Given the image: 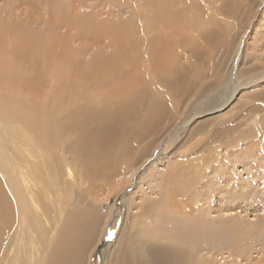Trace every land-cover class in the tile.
I'll return each mask as SVG.
<instances>
[{"label": "bare ground", "instance_id": "1", "mask_svg": "<svg viewBox=\"0 0 264 264\" xmlns=\"http://www.w3.org/2000/svg\"><path fill=\"white\" fill-rule=\"evenodd\" d=\"M1 1H3V5L0 7V173H2L4 178L3 182L0 181V264H80V256L84 254H82L84 249L87 247L91 250L95 249L99 244L100 237L103 235L106 244L103 245L101 264H107L111 257L116 260L121 254V249H123L118 244V240L120 239L116 241L111 240L110 236L112 231L117 229V227H120V229L124 226L127 227L131 217L122 214L118 207L114 205L104 206L106 208V214L103 215V217L101 216L103 212L100 213L101 218L103 217L101 223L99 212L98 210L96 211V208H94V210L92 209V212L91 209H89V212H84L74 207H77V204L75 205V198L73 197L71 189L72 185L76 183L79 178V174L77 173L80 169L77 171L75 168L76 165H80L79 160L76 162L78 155H67L64 153L65 151L61 149L56 150L55 146L52 145L53 142L49 140V138H51L49 134H51V132H59L61 134L64 132L67 139L69 138L70 141L75 137L76 141L81 139L87 142L86 144L90 142L89 136L94 135L95 138L93 139L99 141L97 144H100L101 147L111 152L109 145L110 141L116 138V136L111 135L116 131L115 127L118 124L117 121H121L124 116H128L129 104L126 103L131 104L136 100V93H142L145 90L149 92L150 88H153L156 94H159L155 96V98L158 99L160 97L159 77H167L173 81L177 95H184V106L188 107V105L193 103V108L183 118L177 114V110H173L179 122L177 124L175 123L176 125L164 134L155 146L150 160L163 157L169 145L178 141L179 136L188 133V127L195 120L202 119L207 115H213V113L223 110L227 104H231L229 102H231L241 90H252V88L258 86L259 89L262 90L261 92L264 93V0H113L117 3H125L131 7V30L129 32L126 29L129 34L128 38L125 40L123 39L118 42V44L116 43V45L109 43L104 47H108L111 50L113 49L112 53L108 54L102 52L101 49L98 48V51H96L93 56L89 54L90 58L88 57V60H86V56L83 57L82 55V57H80V54L77 59L75 58L69 61L68 64L65 65L64 71L60 74L59 79L61 87L63 88L62 91L61 88L57 91L63 92L61 94L62 99L57 100L56 104H54L53 100H51L52 103L48 100H44V102L49 104L48 108H43V105L34 102L30 99L31 96H25L26 94L23 96L21 90L17 89L16 91V88H20L22 85L38 86L40 88L52 85L48 82V76L45 79L41 78L44 77L43 74L45 73L41 72L40 66H38V68L32 63L33 58H35L33 57L34 49H32V46L34 43H39V39H44L49 41V44H52L50 41L51 35H57V33L61 34L59 30L56 29L57 26L60 23H63L65 26V23H67L65 20L67 19L73 23L74 21L79 22L82 19L78 15L80 13L71 14L65 12L62 17H66L60 20L59 23L57 21L59 19H55L59 12L56 14L55 9L53 15L51 14L55 16L52 18L50 15V21L46 19V15H49L47 9H51L52 6H49L50 8L47 9L45 8L49 3L48 1L51 0H38L42 2L41 7L43 6L38 13H34L33 8V10L31 8L24 9V0H15L14 2H10L9 5L5 0ZM105 2L107 3L108 1ZM82 8L83 7H80V9ZM41 23L46 24L44 29L39 28ZM56 24L58 25L56 26ZM71 27H69V29ZM74 31H78V29ZM123 35L124 34H122V36ZM87 38L89 39V37ZM104 44L105 43H103V45ZM31 50L32 56L30 54ZM50 56L51 55H48V57ZM28 59L31 60L30 62L32 63L30 66H27L24 61ZM181 59L185 60L184 63ZM191 84H193L192 87L190 86ZM54 85H57V83ZM13 89H15V92L20 93V97L13 95ZM126 89H129L130 93L127 97L125 96L126 100L122 98L124 99L123 101L120 99V92ZM47 90H49V87ZM50 96L54 97L53 95ZM148 98L149 95L146 94L144 99L147 100ZM122 101L125 103L121 104ZM10 102H14L16 106L12 107L9 104ZM22 106H25L27 111H22L20 113L18 107ZM160 108L163 110L161 106ZM164 108L167 109V106H164ZM40 109H42V111H40ZM123 109L127 110L126 115ZM30 113H33L31 115L32 118L28 116ZM150 113L149 115L151 116L152 114ZM111 118L114 119V123H110L109 120ZM130 118H132V116ZM106 120L109 121V123H104ZM153 122L155 121L153 120ZM203 124L204 122L202 121L198 122L197 128H200ZM119 128L120 126H118L117 131L120 130ZM123 131L126 130L124 129ZM158 131L161 130L159 129ZM5 133L8 134L5 135ZM15 133L17 135H15ZM257 134L258 131L255 133L242 134L243 136L238 137L236 142H248L244 150H242L243 152L241 149L239 150L241 151L240 153H248L249 151L253 154L258 151L257 155L263 163L264 138L263 136H256ZM121 135L122 134H120V136ZM14 137H16L15 140H13ZM21 137L24 139L20 140ZM93 139L92 141H94ZM221 142L223 141L220 139V132L215 131L214 134L211 133L205 138L197 139L194 145L197 146L199 143V145L204 148L207 146L215 147L220 146L219 144ZM71 143L75 146L74 141H71ZM91 144L92 143L88 144L89 147ZM24 145H30L31 149H29L32 151V160L28 159L27 155L22 152L21 148H23ZM76 145L79 148L82 147V145L77 142ZM221 145L227 146L228 144L223 142ZM83 146L87 148L85 144ZM205 150L206 149H204V151ZM97 153L99 157L96 159L90 157L91 155L89 154H87L86 159L84 158L87 161L86 163H90L89 168L85 170L84 179L90 181L98 177L105 182L108 176L103 173V171H105L103 167L106 163L108 164L107 161H109V157L107 156H109L110 153L105 151ZM213 155H215V153ZM207 158L208 157L205 156V158L199 159V164H192L191 161L187 166L190 170L192 169V171L200 167V170L197 169L198 171H195V173H201L203 171L205 175L208 176V180L205 181V184L209 185L211 180L209 175L213 173L211 164L209 163L213 161L215 164V162L218 161L221 163L219 165L224 166L226 162L224 163V159L220 160L217 156L210 160ZM227 158L229 159V157ZM233 165L234 164L224 166L227 172H224V174L222 172V182H220L219 188L215 190V196L218 199L222 197V194L227 193L226 188L231 183H233L232 187H235V192L238 195L244 196V199L249 197L251 189L254 191V186L250 183L252 181L250 174L248 169L245 168L246 165L249 164L244 161V164H241V168H239L240 170L238 169L239 171L236 170L235 172L232 171ZM111 166L113 167V165ZM141 166L142 165H140L138 169L142 168ZM262 167L264 169V165H262ZM252 168L253 171L251 174H253L256 180L260 179V167L252 166ZM242 171L245 176L242 175ZM108 173L110 174V172ZM128 173H130L129 170ZM214 175L216 176V174ZM235 176L236 178H234ZM123 177H125V172ZM118 180L119 179H117V181ZM134 180L133 178V180H131L132 182H130V189L134 187V185H137L135 184L136 180ZM199 181L200 179L198 182ZM248 181L251 186L248 185ZM234 182H237V184H234ZM190 184H193V182H190ZM261 184V189H258V185L255 186L257 187L256 193H263L264 179L261 181ZM60 186L64 187L65 190V194L63 193L65 205L67 204V206L71 208L68 211L62 210L64 207L61 206L62 199L59 197ZM50 187H52L55 192V201L49 199L48 194L50 192ZM114 187H116V184ZM139 188L141 187L139 186ZM193 190L192 186L186 185L183 190H180V194L178 190L174 194L179 195L177 196L179 199L182 198V195L183 199H190L189 195L192 194L194 196ZM97 197L98 196H96V198ZM135 200H132V203H135ZM45 201L49 202L48 206L45 204ZM228 204H230V202H228ZM146 205H148V203H146ZM51 207L53 209L56 208L57 211H55L56 209L53 210ZM40 211L42 213H40ZM259 213H264V207L259 209ZM152 215H149V217ZM153 216L152 219L154 218ZM255 216L257 217L258 214ZM139 218H141V216ZM158 220L159 219H157V221ZM99 221L101 223L100 226ZM139 221L141 222L140 219ZM156 229L154 230L156 231ZM136 231L139 233L141 231L140 227H138ZM141 233L145 235L144 232ZM187 236L188 234L185 237ZM167 238H170V236ZM187 238L184 239L187 240ZM192 239H194V237H192ZM192 239L191 244L195 243L192 242ZM180 242V240H176V243ZM184 244L181 245L183 246ZM179 245L180 244H178V246ZM71 246H73V251L74 248H76V255H74L72 249H70ZM178 246L176 247L179 248ZM242 249H244V247H242ZM183 252L189 255L191 253H196V250L193 252L192 248H188L186 251H177V255L181 256ZM152 255H154V253ZM195 259H197V257ZM257 261L263 264L261 258ZM122 264H125V262L123 261Z\"/></svg>", "mask_w": 264, "mask_h": 264}, {"label": "rangeland", "instance_id": "2", "mask_svg": "<svg viewBox=\"0 0 264 264\" xmlns=\"http://www.w3.org/2000/svg\"><path fill=\"white\" fill-rule=\"evenodd\" d=\"M14 1L15 0H5V2L8 3V5L10 2H14ZM39 1L24 0L25 4L23 3V8L24 9L33 8L34 9V10L32 9L33 12L38 13L39 11H41V8H43V6L41 7L42 2ZM105 1L108 2L106 3ZM48 2L49 3L52 2V3L49 4ZM48 2H47L48 5L46 6L45 9L50 8L51 6L52 7L51 9H47L49 15H46V19H49V16L51 14L53 15L55 11L56 14L59 12L58 15L55 17V19H59L57 20L59 23L60 20L66 17V16L62 17L64 16L63 14L65 12H69L71 14L80 13L78 15L82 19L79 22L74 21V23L72 21H69V19H67L65 20V22H67L65 23V26L63 25V23L62 24L60 23L59 24L60 26L56 24V26L58 25L56 29H58L61 34L57 33V35L55 34L51 35L50 41L52 42V44H49V41H46L44 39H39V43H34L32 46L33 47L32 49H34L33 57H35L33 58L32 63H34L35 66L37 67L40 66L41 72L45 73L43 74L44 77L41 78L45 79L48 76L49 77L48 82H50V84L52 85L45 86V88H43L44 86L40 88L38 86L33 87V86L22 85L20 86V88H16V91L17 89H20L21 94H23V96L25 94H26L25 96H31L30 99H32L34 102H36L39 105H43L44 106L43 108H48L49 105L46 102H44V100H48L50 103H52L51 100H53L54 104H56L57 100L62 99L61 94L63 92L61 93V91L63 87H61V82H59L60 81L59 79H60V74L64 71L65 65L68 64V62L71 61L72 59L75 58L77 59L80 54H81L80 57H82V55L83 57L86 56L87 57L86 60H88V57L90 55L93 56L95 52L98 51V48H100L102 52L108 54L112 53L113 49L111 50L108 47L107 48L104 47L109 43L116 45V43L118 44V42L128 38L129 36L128 31L130 32L131 30L130 21L132 18L131 7H129L125 3H121V2L117 3L114 2L113 0H51ZM2 5H3V1L0 0V7ZM80 7L83 8L80 9ZM50 10L53 11L51 12ZM52 15L50 17L53 18L55 15L54 16ZM45 26H46L45 23H41L39 25V28L44 29ZM69 27H71L72 29L71 28L69 29ZM77 29L78 31H74ZM122 34L124 35L122 36ZM87 37H89V39ZM103 43L105 44L103 45ZM66 47H68L69 49ZM86 51L88 55L86 54ZM30 54L32 56V50ZM48 55L51 56L48 57ZM24 61L27 66H30V64L32 65V63L30 62L31 60L28 59ZM181 61L184 63L185 60L181 59ZM159 78H160V82H159L160 97L158 99H156L155 96H158L159 94H156V91H154L153 88H150L149 92L145 90L142 93L141 92L136 93L137 94L136 100L133 101L131 104L126 103L129 104V106L127 105L129 108L128 116H124L125 118L123 117V120L117 121L118 124L116 123L117 124L115 127L116 131L111 135V136H116V138L111 140L109 145L111 152L101 147L100 144H97L99 141L98 140L95 141L93 139L95 138L94 135L89 136V141H90L89 143H92L91 146L89 147L88 145L89 143L86 144L87 142H84L81 139L79 141H76L75 137L73 138V140H71L75 142V146H73V143H71L69 138L67 139L64 132L62 134L59 132L57 133L51 132V134H49V137H51L49 138V140L50 142H53L52 145L55 146L56 150L61 149L65 151L64 153L67 155L70 154L73 156L78 155L76 162L79 160L80 165L79 164L76 165L75 168L77 169V171L80 169L77 173L79 174V178L78 181H76V183L72 185V189H71L73 193V197L75 198L74 200L75 205L77 204V207L76 206L74 207L77 208V210L80 211L81 209L84 212L85 211L89 212L90 211L89 209H91L92 212V209L94 210V208H96V211L98 210L99 212V216L101 214H102L101 216H103L106 214L105 212L106 208L104 206L114 205L118 207V209L121 211L122 214H126V216L128 215L129 217H131L128 222L129 224L127 225L128 228L126 226L122 227L121 229L120 227L119 228L117 227V229H114L112 231L110 236L111 240L116 241L120 239L118 240V244L124 250L121 249L122 250L121 254L118 257L116 256L117 257L116 260L111 257L110 261H108L107 264H122L123 261L125 262V264L126 263L127 264H160V263L161 264L163 263L164 264H189V263L191 264L192 263L193 264H260L257 261L259 260V258L262 259V263L264 264V213L263 214L259 213V209H262V207H264V191L263 193H256L257 187H259L258 189L262 188L261 181L264 179V175H263L264 169L262 165H264V162L262 163V160L258 157L257 155L258 151L254 152L253 154H251L249 151L248 153L247 152L242 154L240 153L242 150H244V147L248 142L246 143L241 141L236 142L237 141L236 139L238 137L243 136L242 134L255 133L257 131L258 134L256 136H263L264 138V111H263L264 93L261 92L262 90L259 89L258 86L252 88V90H241L239 94L235 98H233L231 102H229L231 104H227V106L225 107L226 109L224 108L221 111L213 113V115L210 114L202 119L195 120L188 127L187 130L188 133H186L183 136H179L178 141L169 145V148L167 149V152L163 157L150 160L155 146L158 144V142L161 140L164 134H166L169 129H171L174 125H176L179 122V119L175 116L173 110L175 111L177 110L176 111L177 114L180 115L181 118H183L193 108V103H191V105H188V107L184 106V99H185L184 95L181 96L177 95V93L175 92L173 81H171L167 77H159ZM56 83L57 85H54ZM192 85L193 84H191L190 86L192 87ZM48 87L49 90H47ZM59 88H61V91H57L59 90ZM129 93H130L129 89L120 92L121 95L120 99L122 98L125 99L129 95ZM144 94L149 95V98L147 99L148 101L144 99L145 98ZM13 95L20 97V93L15 92V89H13ZM50 95H53L55 98ZM124 99L122 100L124 101ZM233 100L236 102H234ZM123 101L121 104L125 103ZM9 104L12 107L16 106L14 102H10ZM160 106L163 108V110L160 108ZM164 106L165 107L167 106V109H165ZM18 109L20 110L19 111L20 113L22 111L24 112L27 111V108H25V106L18 107ZM126 109H123L125 115L127 111ZM40 111H42V109H40ZM149 113L152 115L150 116ZM32 114L30 113L28 116L32 118L31 116ZM131 116L132 118H130ZM137 116L139 117V119ZM153 120L155 122H153ZM109 121L110 123H114V119L112 118ZM109 121L106 120V122L104 123H109ZM200 121L204 122V124L200 128H197V124ZM141 123L145 125H142ZM118 126H120L119 128L120 130H118L119 133L117 131ZM123 128L127 131V134L126 131H123L124 130ZM159 129L161 131H158ZM129 131H132L133 133ZM215 131L220 132V139H222V141L225 142V144H228L227 146L221 145L223 144V142H221L220 144L218 143L220 146H215V147L207 146L204 148L203 146H200L199 143L197 146L194 145L197 139L205 138L206 136H209L211 133L214 134ZM6 134L8 133H5V135ZM120 134L122 135L120 136ZM15 135L17 134L15 133ZM154 136H156L158 139ZM16 137H14L13 140H15ZM22 139L24 138L21 137L20 140ZM92 139L94 141H92ZM76 142L81 144L82 147L79 148L76 145ZM137 142H138V146L139 145L141 146L138 147ZM84 144L86 145L87 148L83 146ZM29 148L31 149L30 145H24V147L21 148V150L24 154L27 155L28 159L32 160V156H31L32 151H30ZM204 149L206 150L204 151ZM240 149L241 151H239ZM96 151L97 152L105 151L110 153V155L107 156L109 157L108 158L109 161H107L108 164L106 163L105 166L103 167L105 170L103 171V173L107 174L108 176V179L105 182H103L98 177L94 178L93 180L91 179L90 181L84 179L85 170H87V168H89L90 166V163H86L87 161L85 160L87 158V154L91 155L90 157L96 159L97 157H99ZM214 153L215 155H213ZM205 156L208 157L207 159L209 160L214 158L215 156L219 157L220 160L224 159V163L226 162L225 164L226 166H230L234 164L235 166L233 165V169H232V171L234 172L236 170L237 171L240 170L239 168H241V164H244V161L248 163L249 165H246L245 168L248 169V172L250 174L252 180L250 183L254 186V191H252L251 189L250 190L251 194L249 195V197L244 199L243 198L244 196L238 195L235 192V187L233 188L232 187L233 183H231L226 188L227 193L222 194V197L218 199L215 196V190L216 188H219V184L220 182H222L224 172H227V170L224 169L225 165L224 166L219 165L221 163L218 161L215 162V164L213 163V161L209 163L211 164V169L213 172L209 175V178L211 179L209 185L205 184V181L208 180V176H206L203 171L201 173L200 172L195 173V171L200 170V167L199 168L197 167L196 169H194V171H192V169L190 170L187 166V164L191 163V161L192 164H199L198 160L205 158ZM227 157H229V159ZM111 165H113V167ZM140 165H142L141 166L142 168L138 169ZM252 166L260 167L259 168L260 179L256 180L253 174H251L253 171ZM128 170L130 173H128ZM108 172H110V174ZM124 172H125V177H123ZM241 173L242 175H244L243 171ZM214 174H216V176ZM0 175H1L0 181L3 182L4 176L2 175V173H0ZM204 175H205V179H204ZM211 175L213 176V178ZM197 176L201 182L200 181L198 182L199 179L197 178ZM133 178L135 180L138 178L136 181L134 180L135 184L137 185H134V187H131L130 189V184H131L130 182H132L131 180H133ZM234 178H236V176ZM117 179L119 180L117 181ZM195 180L198 185L196 184ZM113 182L116 184V187H114L115 184ZM190 182L191 183L193 182V184H190ZM250 183L248 181L249 186H251ZM111 184L114 186H112ZM159 184H160V188H159ZM234 184H237V182L236 183L234 182ZM186 185L192 186V190L194 189L193 193L195 197L191 194L189 195L190 199H186V198L183 199V195H182V198L179 199L177 197L179 195H175L174 193L178 190L180 194V190H183L184 186ZM135 186L137 189L135 188ZM139 186L141 188H139ZM196 187L198 190L196 189ZM59 189H60L59 197L60 199H62L61 206L64 207L61 208L62 210L68 211L71 208L68 207L67 204L65 205L63 199V193L65 192L64 187L60 186ZM48 195L50 200L52 201L56 200V195L52 187H50V192ZM96 196H98L99 198L98 197L96 198ZM102 197L107 199H103ZM132 200H135L134 202L136 203V205L135 203H132ZM228 202H230V204H228ZM48 203H49L48 201H45V204H47V206L49 205ZM146 203H148V205H146ZM186 206H190V207H186ZM126 209L129 211H127ZM55 211H57V209ZM40 213L42 212L40 211ZM257 214L258 216L260 214V216L256 217L255 215ZM149 215H152L154 218L152 219V216L149 217ZM101 216H100L101 219L100 221L102 223V219L104 216L102 218ZM140 216L142 219L139 218ZM139 219L141 220L142 223L139 221ZM157 219L159 220L157 221ZM100 221H99V226L101 225ZM174 226H176L177 228ZM138 227H140L141 229L139 233L136 231ZM154 229H156V231ZM183 231L185 236L188 234L187 237L188 238L190 237L189 238L190 240L183 235ZM141 232H144L145 235H143ZM191 234L192 237H194V239H192ZM169 236L170 238H167ZM184 238H187V240ZM177 239L180 240L182 243L181 242L176 243ZM191 239L192 242L195 243L191 244ZM105 244H106V240L103 235L100 237L99 244L95 249L91 250L89 247L85 248L84 252H82V254L83 253L84 254L80 256L81 257L80 264H101L102 249H103V245ZM163 244H165L166 246ZM178 244L180 245L184 244L183 246L185 247H183L182 245L178 246ZM176 246H178L179 248H177ZM186 247L187 249L192 248L193 252H195L196 250V253L194 254L191 253L187 255L185 252H183L181 256H178L177 251H186L187 250ZM242 247H244V249H242ZM72 248L73 246H71L70 249ZM72 252L74 255H76L77 254L76 248H74V251L72 249ZM151 252L152 254L154 253V255H152ZM194 255L197 257V259H195L196 257ZM83 260L85 263L83 262Z\"/></svg>", "mask_w": 264, "mask_h": 264}]
</instances>
